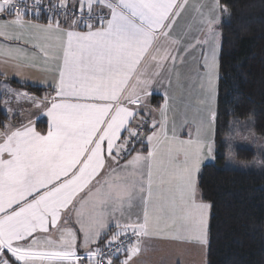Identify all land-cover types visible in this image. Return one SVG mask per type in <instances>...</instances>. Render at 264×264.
<instances>
[{
    "label": "snow or ice",
    "instance_id": "1",
    "mask_svg": "<svg viewBox=\"0 0 264 264\" xmlns=\"http://www.w3.org/2000/svg\"><path fill=\"white\" fill-rule=\"evenodd\" d=\"M225 14L220 0H0V264H138L151 240L207 254L198 177L216 159ZM9 70L42 73L45 94ZM240 131L222 141L233 167Z\"/></svg>",
    "mask_w": 264,
    "mask_h": 264
},
{
    "label": "trees",
    "instance_id": "2",
    "mask_svg": "<svg viewBox=\"0 0 264 264\" xmlns=\"http://www.w3.org/2000/svg\"><path fill=\"white\" fill-rule=\"evenodd\" d=\"M220 82L217 98L216 159L202 166L199 186L213 205L210 244L205 264H264V164L256 170L227 166L222 141L233 128V142L242 146L233 160L253 163L264 153L239 144V136L264 137V0H220ZM2 77H0V80ZM11 86L35 96L45 89L8 79ZM153 96V106L161 103ZM6 114L0 111V121ZM37 129L45 130L38 122Z\"/></svg>",
    "mask_w": 264,
    "mask_h": 264
},
{
    "label": "rangeland",
    "instance_id": "3",
    "mask_svg": "<svg viewBox=\"0 0 264 264\" xmlns=\"http://www.w3.org/2000/svg\"><path fill=\"white\" fill-rule=\"evenodd\" d=\"M200 3H206V1L210 0H199ZM222 18V16H221ZM219 30V25H218ZM23 84H27L22 82ZM2 85V83H0ZM2 88V86H0ZM0 96L2 97V91H0ZM3 112V111H2ZM4 113V112H3ZM239 144L244 145L256 150L258 156L264 153V137H260L251 133L244 134L243 136H239ZM236 165V168H242L244 170H256L259 168L260 163L254 161L253 163H242L233 160L232 162ZM240 165H244L245 167H239ZM227 166H231L227 162ZM160 245V244H159ZM182 245L180 243L167 244L166 247H153L150 249V254L152 255V259H156L157 264H162L164 261H167L168 264H205V253L202 252L199 248L190 246L186 249H181ZM181 249V250H179ZM157 257V258H156Z\"/></svg>",
    "mask_w": 264,
    "mask_h": 264
},
{
    "label": "crops",
    "instance_id": "4",
    "mask_svg": "<svg viewBox=\"0 0 264 264\" xmlns=\"http://www.w3.org/2000/svg\"><path fill=\"white\" fill-rule=\"evenodd\" d=\"M189 3L190 5H195V4H199L200 1L199 0H189ZM212 3V0L209 1H206V3L204 4H211ZM218 27V26H217ZM2 42V41H0ZM29 79L27 81H22L20 77H13V73L11 70L8 71V76H9V79H13L17 82H19L20 84H23L22 82H25L29 85H32V86H37V87H41L43 88L39 81H40V78L41 76L43 75L42 73L40 72H36V71H32L30 72L29 74ZM0 83H2V85L0 84V86H2V88H0V91L3 92V85L5 83L4 79L2 78L0 80ZM8 83V82H7ZM11 86V85H10ZM13 89L17 90V91H23V92H27L23 89H20V88H15L13 86H11ZM1 93V92H0ZM45 94V93H44ZM43 94V95H44ZM33 95V94H32ZM154 96H159L161 97L160 95H154ZM1 97V96H0ZM14 109H17L19 110L20 108H24V109H28L30 107V105H28L26 102L24 101H21L19 105H17L15 102L12 103L11 105ZM33 111H35V109H33ZM6 114V113H5ZM27 111H25V116H27ZM20 118L18 117L17 118V121L19 120ZM39 122H43L45 123V129H46V118L42 119L41 121ZM211 161V160H210ZM210 161H207L206 163L210 162ZM205 163V164H206ZM173 241H160V240H151V241H148L147 244H146V247H145V250L142 252L141 256L139 257V262L138 264H157L156 262V259H152V255L150 254V249H152L153 247H166L167 244H171ZM174 243H178V242H174ZM160 244V245H159ZM182 245V244H181ZM191 245H182L181 249H186L187 247H190ZM179 249V250H181ZM157 258V257H156ZM162 264H168L167 261H164Z\"/></svg>",
    "mask_w": 264,
    "mask_h": 264
}]
</instances>
